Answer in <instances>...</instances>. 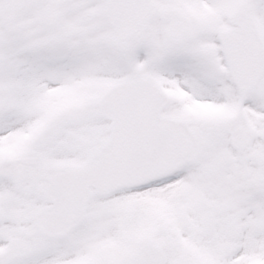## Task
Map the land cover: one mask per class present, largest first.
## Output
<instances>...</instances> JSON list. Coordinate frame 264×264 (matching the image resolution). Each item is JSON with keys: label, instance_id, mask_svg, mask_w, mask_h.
Masks as SVG:
<instances>
[{"label": "snow or ice", "instance_id": "1", "mask_svg": "<svg viewBox=\"0 0 264 264\" xmlns=\"http://www.w3.org/2000/svg\"><path fill=\"white\" fill-rule=\"evenodd\" d=\"M0 264H264V0H0Z\"/></svg>", "mask_w": 264, "mask_h": 264}]
</instances>
